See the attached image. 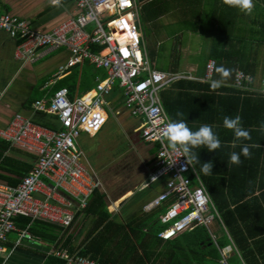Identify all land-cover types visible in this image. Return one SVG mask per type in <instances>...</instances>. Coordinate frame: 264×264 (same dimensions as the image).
I'll list each match as a JSON object with an SVG mask.
<instances>
[{
  "label": "crops",
  "instance_id": "crops-1",
  "mask_svg": "<svg viewBox=\"0 0 264 264\" xmlns=\"http://www.w3.org/2000/svg\"><path fill=\"white\" fill-rule=\"evenodd\" d=\"M138 2L139 20L144 17L158 37L151 43L139 21L152 66L164 73H188L196 78L175 82L160 94L168 116L171 120L183 119L193 131L203 124L212 125L221 140V147L214 151L206 147L193 149L199 157L193 167L203 180L205 175L213 181L220 207L226 205L233 212L230 219L233 235L222 222V212H218L219 218H216L218 229L227 235V245L221 252L232 264H264V87L261 83L264 0H254L251 14L228 6L224 0ZM0 12L29 21L35 29L47 32L78 13L74 0H63L59 7L52 6L49 0H0ZM179 24L190 32L187 39L178 31ZM165 27L175 31L168 35ZM168 40H171L170 47H167ZM19 43L20 40L0 31V128H6L17 114L57 127L56 118L34 113L37 101H50L62 87L70 89L71 99L87 94L94 97L100 81L109 77L106 69L87 60L57 75L58 66L66 63L70 56L64 48L47 51L35 62H22L15 58ZM93 50L99 48L94 46ZM162 57L167 65L159 64ZM211 60L234 70L216 89L211 87V82L222 79L219 73H215L211 81L203 80ZM259 62L261 67L255 68L253 63ZM236 70L253 75L254 81L247 90L232 87ZM107 103L109 120L104 129L97 135L83 133L78 139L82 160L101 184L98 190L105 197L112 219L129 224L147 217L148 222L160 223L159 217L170 207L169 199L173 196L159 208L148 213L144 210L166 189L167 177L145 186L156 168L159 146L143 138L144 121L133 117L125 107L124 88L119 82L107 97ZM178 112L183 115L177 116ZM237 115L241 117L242 127L250 131L251 140H236L233 130L224 127L225 116L235 118ZM245 144L256 145L250 147L248 158L241 153ZM232 152L241 153L240 164L228 163ZM35 162L33 153L0 140V185L18 186ZM204 162H212L210 174L202 171ZM63 198L76 204L69 196ZM213 203L216 207L214 200ZM26 219L18 218L17 226L20 230L28 228L32 238H21L19 231L13 232L5 244L6 252L0 256V264H51L49 259L59 249L52 240L58 230L45 227L40 224L42 221L25 225ZM95 220V217L81 215L68 231L67 235L74 238V253L79 251ZM211 233L217 241L225 240L224 235L218 238L212 230Z\"/></svg>",
  "mask_w": 264,
  "mask_h": 264
},
{
  "label": "built area",
  "instance_id": "built-area-1",
  "mask_svg": "<svg viewBox=\"0 0 264 264\" xmlns=\"http://www.w3.org/2000/svg\"><path fill=\"white\" fill-rule=\"evenodd\" d=\"M74 3L77 15L48 32L35 29L29 21L0 12V31L20 40L15 51L17 60L35 62L47 51L64 48L70 56L58 66L57 75L85 60L109 73L98 84L94 97L87 94L71 99L69 88L62 87L50 101L35 103L34 113L56 118L57 127L44 126L17 114L6 128H0V140L36 156L33 169L18 186L0 185V256L6 252L5 244L13 232L19 231L21 238H32L28 228H18V218L67 230L72 228L76 216L89 208L100 185L82 160L78 139L83 133L97 135L104 129L109 120L105 109L107 97L112 95L118 82L124 88L127 110L144 121L143 138L159 146L156 168L145 186L167 177L165 191L144 208L145 212L161 207L169 197L175 196L174 202L159 217L164 226L159 238L172 241L184 231L202 226L211 232L219 213L205 182L193 165L187 164L182 148L173 150L162 138L170 117L160 94L175 82L196 78L188 73H164L152 66L139 25L138 0H74ZM94 46L99 50L94 51ZM216 69L217 62L209 61L203 80L211 81ZM253 81L251 74L238 70L232 87L247 90ZM261 83L264 87V68ZM62 192L76 204L66 202ZM54 255L66 264H99L66 249L59 248ZM219 264H231L223 252Z\"/></svg>",
  "mask_w": 264,
  "mask_h": 264
},
{
  "label": "trees",
  "instance_id": "trees-1",
  "mask_svg": "<svg viewBox=\"0 0 264 264\" xmlns=\"http://www.w3.org/2000/svg\"><path fill=\"white\" fill-rule=\"evenodd\" d=\"M261 65V62L253 63V66L258 69ZM220 67L225 68L222 63L217 62V69ZM217 69L216 73H218ZM233 71L230 69L229 73L232 74ZM35 122L47 126L40 121ZM203 178L218 212H222L221 218L225 228L230 229L232 234L230 219L233 218V212L230 207L221 204L226 208L224 212V208L220 207L217 199L215 186H212L213 181L205 175ZM174 198L175 196L169 199L170 205L174 202ZM237 206L240 205L237 204ZM81 215L95 217L96 220L93 228L84 236L77 253L92 258L99 264H219L222 257L221 250L227 245V235L224 236L225 240L217 241L209 229L204 226L185 232L172 241H164L159 238V233L164 227L154 221L148 222L147 217L129 224L116 221L108 213L105 197L99 190L92 198L89 208L78 214L75 221ZM29 224L30 220L26 219L25 225ZM40 224L49 229L58 230V234L52 240L57 242L60 249H66L74 254L76 250L73 248L74 238L67 235L70 228L63 230L49 223L41 222ZM49 261L51 264H66L64 260L56 256H52Z\"/></svg>",
  "mask_w": 264,
  "mask_h": 264
},
{
  "label": "clouds",
  "instance_id": "clouds-1",
  "mask_svg": "<svg viewBox=\"0 0 264 264\" xmlns=\"http://www.w3.org/2000/svg\"><path fill=\"white\" fill-rule=\"evenodd\" d=\"M49 3L52 6L59 7L61 5V0H49ZM224 3L231 7H237L247 14H251L255 7L254 0H224ZM217 71L222 79L211 82V87L213 89L221 86L223 78L228 76L230 70L220 67ZM182 115V112L177 113V116ZM223 124L225 128L233 130L236 140H251L250 131L242 127L241 117L239 115L235 116V118L225 116ZM262 130H264V125H262ZM162 138L169 143L173 150L177 149L178 146L182 148L187 164L190 165L199 162V157L193 152V149L206 147L209 151H214L221 147V140L218 134L214 132L212 125L203 124L198 130L193 131L183 119H170L162 133ZM233 147H235V143H233ZM250 147H256V145L245 144L241 149V153L246 158L251 155ZM241 153L232 152L228 163L240 164L242 162L240 158ZM175 162L176 161H173L172 163ZM212 169V162L203 163L202 171L205 174H210ZM155 178L156 177H153V179Z\"/></svg>",
  "mask_w": 264,
  "mask_h": 264
},
{
  "label": "rangeland",
  "instance_id": "rangeland-1",
  "mask_svg": "<svg viewBox=\"0 0 264 264\" xmlns=\"http://www.w3.org/2000/svg\"><path fill=\"white\" fill-rule=\"evenodd\" d=\"M140 24L141 23H143V26L145 27V29H146V33H147V35H148V38H149V40L151 41V43H155V41H156V39L158 38V37H156L155 35H154V32H155V30H153L149 25H148V23L146 22V20H145V18L144 17H142V19L140 18ZM160 24H162V25H166V23L164 24V22H161ZM169 24H172V22H169ZM142 25V24H141ZM179 26V29H178V31H181L182 32V34H181V36L184 38V39H187L188 37H189V31L186 29V28H184L183 26H181L180 24L178 25ZM182 27V28H181ZM165 33H167L168 35L172 32V31H175L174 29H172V30H170L169 29V27H165ZM167 47H170L171 46V40H168L167 42ZM163 58V61H162V63H159V64H164V65H167L168 64V62H165L164 61V57H162ZM264 68V67H263ZM263 70V69H262ZM247 73V72H246ZM253 76V75H252ZM234 82V81H233ZM233 84V83H232ZM197 172V171H196ZM99 183V182H98ZM99 185H100V187H101V184L99 183ZM65 196H67V195H65ZM71 198V197H70ZM72 199V198H71ZM73 200V199H72ZM213 212H215L214 210H213ZM217 223H218V219H216L213 223H212V225H211V230L214 232V234L218 237V238H220V236L221 235H224V236H226V234L223 232V230H219L218 228V225H217ZM193 230V229H192ZM192 230H189V231H192ZM189 231H184L183 233H185V232H189ZM162 232V231H161ZM160 232V233H161ZM183 233H181V234H183ZM180 234V235H181ZM179 237V236H178ZM168 241H171V240H168ZM81 250V249H80ZM73 254V253H72ZM74 254H78V253H74ZM79 255V254H78ZM232 264V263H231Z\"/></svg>",
  "mask_w": 264,
  "mask_h": 264
}]
</instances>
